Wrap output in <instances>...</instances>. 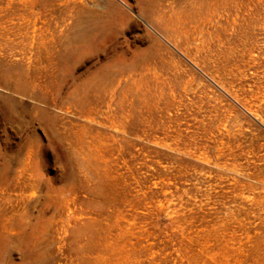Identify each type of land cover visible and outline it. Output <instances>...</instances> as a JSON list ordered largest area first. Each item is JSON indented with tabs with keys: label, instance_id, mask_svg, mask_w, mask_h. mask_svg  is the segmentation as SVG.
<instances>
[{
	"label": "rangeland",
	"instance_id": "1",
	"mask_svg": "<svg viewBox=\"0 0 264 264\" xmlns=\"http://www.w3.org/2000/svg\"><path fill=\"white\" fill-rule=\"evenodd\" d=\"M0 264H264V0H0Z\"/></svg>",
	"mask_w": 264,
	"mask_h": 264
}]
</instances>
